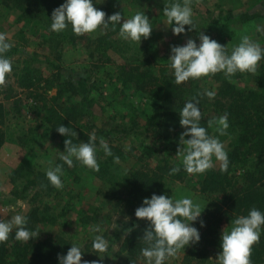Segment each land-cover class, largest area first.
I'll return each mask as SVG.
<instances>
[{
	"label": "trees",
	"instance_id": "1",
	"mask_svg": "<svg viewBox=\"0 0 264 264\" xmlns=\"http://www.w3.org/2000/svg\"><path fill=\"white\" fill-rule=\"evenodd\" d=\"M122 2L132 5L147 15L144 9L146 6L149 8L147 0H102V5L97 9L104 11L105 19H107L108 16L116 13ZM63 3L64 0H0V10L17 12L18 23L41 25V31L37 36L38 45L49 57H60L66 46L92 47L93 50L88 56L90 59L95 55H104L109 50L119 48L118 41H121V38L118 35V27L116 31H112L110 27L104 33L97 32L84 36L74 35L71 27L62 33L50 31L51 14ZM255 17H258V14L243 13L239 16V20L241 23H246ZM213 32H217V29L210 26L207 29V35H212ZM121 43L127 45L126 42ZM17 52V48L13 46L6 55L10 58ZM32 56L34 58L35 54ZM33 58L29 57L30 60H34ZM150 60L146 58L144 62L135 65L120 64L114 73H116V81L122 87L151 98L154 107L144 118V123L146 129L154 132L162 143L170 142L179 132L185 131L179 123V111L188 100L199 99L203 117L201 126L206 128L210 120L225 113L228 114L229 128L222 136L227 140L225 149L230 161L228 171H220L219 165L215 170L207 171L197 182L200 194L207 200L201 217L193 225L198 228L201 239L199 243L192 245L186 254L180 257L177 255L173 260L175 264H210V255H217V252L222 250L219 231L229 228L237 216L247 215L252 208L264 212V60L260 62L257 72L251 74L253 87L248 89H239L233 83L234 80L248 73H237L231 78L218 73L212 77L190 80L177 85L168 67L158 70L157 64L154 65ZM14 75L18 87L26 91L32 107H38L40 110L44 119L43 123L50 130L51 139L56 144L64 146L65 140L68 139L56 131L61 124L77 132L78 139L70 137L73 143L87 142L89 136L72 124V121L78 122L83 119L86 121L90 115L92 103L86 94L85 85L77 83L81 92L79 101L73 103L72 107H64L68 106L63 99L68 92L66 80L60 86L57 84L53 86V80L39 75L31 64L19 67L18 73ZM69 88H72L69 91L76 95L77 90L74 87ZM54 89L56 93L49 96V92ZM206 89L215 91V99L209 100L206 96H202ZM4 117L5 110L0 105V126L3 124ZM136 120L137 116L134 121ZM214 128L215 125L208 128L209 134L221 137L216 131L212 134ZM4 141V135L0 129V148ZM108 144L113 156L119 157L120 160L123 150L113 146L112 143ZM149 151H151L150 147L145 152L149 153ZM97 156L100 171L94 172L98 178L107 176L109 188L102 194L110 206V211L118 218H131L129 221L120 223L113 230H104V235L110 242L108 253L113 251L115 256L111 264H144V258L141 256V248L144 244L141 239L149 222L137 219L135 210L142 205L145 198H150L153 194H165L166 184L176 182L180 177L179 172L169 175L170 169L174 166L162 160H159L155 166L146 167L144 159L138 157L132 170L125 176L126 191L122 192L118 187L119 184L112 180L116 178V174L114 175L111 171V168L116 165L113 157H106L102 150H98ZM66 169L67 173L74 175L73 169L64 168V171ZM21 170L22 168L18 166L11 174V178L18 177ZM73 181L77 182L78 178L73 176ZM30 184L34 185L32 202L52 193H55L53 198L59 195V190L49 184L43 173H37ZM50 210V206L46 203L34 207L29 214L28 227L39 232L33 240L27 243L16 241L15 231H13L8 241L0 243V264H58V256L66 255L74 242L67 239L64 234H42V226L56 223L55 217L49 214ZM74 221H77L76 228L87 226L92 229V226L97 225L96 216L83 211ZM200 221H203V227ZM91 242L92 240L85 241L82 246V250L85 251L83 260L88 261L89 264L97 258L92 253ZM116 242H120V245L118 249L113 250ZM251 262L264 264V231L260 241L252 248Z\"/></svg>",
	"mask_w": 264,
	"mask_h": 264
},
{
	"label": "rangeland",
	"instance_id": "2",
	"mask_svg": "<svg viewBox=\"0 0 264 264\" xmlns=\"http://www.w3.org/2000/svg\"><path fill=\"white\" fill-rule=\"evenodd\" d=\"M147 1L149 8L146 6L144 9L154 28L150 37L142 39L140 44L121 39L118 41L117 50H109L104 55H95L91 59L88 56L93 48L81 45L64 47L58 58L47 56L38 45L37 36L41 31V25L18 23L17 12L0 10V32L6 33L10 42L18 50L10 57L13 62V72L6 76L5 84L0 86V105L5 110L3 124L0 126L5 140L0 148V219L6 220L13 215L10 207L17 200L23 201L26 205L25 209H17V211H22L27 217L34 207L47 203L51 208L49 214L55 217L56 223L42 226V234H64L67 239H71L74 244H79L81 247L84 246L85 241L92 240L95 235L89 229L90 227L76 228L77 221L74 220L82 211L94 214L97 225H101L100 227L104 230H113L120 223L131 219L118 218L110 211V206L102 194L109 188L107 176L98 178L94 171L78 163L69 168L74 170V175L67 173V169L64 171V177H62L64 187L59 190L58 196L53 198L55 193H52L34 202L31 201L34 185L30 182L34 180L37 173L45 174L50 167L63 163L60 155L65 150V145L56 144L51 139V132L44 125L40 110L38 107H32L26 91L17 85L14 74L18 73V68L25 64L28 66L31 64L44 78L52 79L53 86L56 84L60 86L66 80L68 92L63 99L68 106L64 107H72L73 103L79 101L81 92L77 83L85 85L86 94L92 103L90 115L86 121L85 119L78 122L72 121V124L87 136L95 131L97 142L100 138H104L108 143L123 150L119 163L111 168L113 174H116V178L112 180L119 184L120 191H126L125 176L132 170L138 157L144 159L146 167L155 166L159 160L166 161L170 166L179 167L181 170L176 182L166 184L165 195L169 197L173 195L177 199L192 198L200 204L203 212L207 200L200 194L197 182L205 173L192 176L183 170L181 157L178 154L180 135L183 132H179L170 142L162 143L154 132L146 129L144 123V118L154 107L151 98L122 87L116 81L114 72L120 64L135 65L144 62L146 58H150L154 65L157 64L158 70L168 67L170 72L168 59L171 55V47L182 46L189 38L199 44L200 33L207 35V29L210 26H214L217 32L208 36L225 46L228 52L244 36H249L264 46V32L257 31L258 26L264 28V0H192L195 29L187 31L189 26H185L187 35L180 36L173 35L171 26L166 23V17L163 15V8L175 0ZM93 4L97 8L102 5V0H93ZM137 11L140 10L122 2L116 13H120L122 18L125 15L127 19ZM243 13L258 14V17L241 23L239 16ZM121 42H126L127 45ZM33 54H35L34 58ZM30 56L34 60H30ZM233 83L239 89L253 87L249 73L234 80ZM69 87L77 90L76 95L69 91L72 89ZM55 93L56 89L50 91L49 96ZM136 116L137 122L134 121ZM215 129L216 126L212 134L216 131ZM219 139L226 145V139L222 136ZM148 147L151 151L146 153ZM213 161L215 170L220 164L215 161V157ZM18 166L22 168L21 172L18 177H14L15 179L11 178V174ZM64 168H68L67 165ZM73 176L78 178L77 182L73 181ZM231 226L225 230H230ZM222 232L219 231L220 239ZM119 243H115L113 250L118 249ZM191 246L180 251L179 257L186 254ZM221 251L217 252V255H210V264H213L212 260H215ZM107 255L102 264H111L114 261L113 251ZM98 259L97 257L93 261ZM173 260L174 258H170L168 264H175Z\"/></svg>",
	"mask_w": 264,
	"mask_h": 264
},
{
	"label": "clouds",
	"instance_id": "3",
	"mask_svg": "<svg viewBox=\"0 0 264 264\" xmlns=\"http://www.w3.org/2000/svg\"><path fill=\"white\" fill-rule=\"evenodd\" d=\"M166 23L171 26L173 35H187V31L195 29L192 0H175L163 8ZM106 13L94 7L93 0H64V3L53 10L51 14L50 31L62 33L71 27L76 36L104 33L111 27L119 37L132 43H141L148 39L153 31L152 23L145 12L137 11L129 18L122 19L120 13H114L105 19ZM257 31L264 32V28L257 27ZM13 44L6 33L0 32V86L6 82V76L13 72V62L6 55ZM264 60V46L249 36L241 38L230 52L216 40L200 33L199 44L191 38L182 46H172L169 68L177 85L190 80H200L222 73L231 78L237 73L255 74L260 62ZM202 96L209 100L215 99L213 90H205ZM179 123L185 131L180 135L178 154L181 157L183 170L192 176L201 175L215 167V161L220 164V171L227 172L229 156L224 143L218 136L210 135L208 128L216 126L220 136L226 134L229 128L228 114L210 120L208 127L201 126L203 119L199 107V99L193 98L185 102L179 111ZM65 140V150L61 152L62 164L50 167L45 175L49 184L57 190L64 187L62 177L64 166L72 168L80 164L92 171H100L98 150H102L106 157H113L114 163H119V157L113 156L108 142L100 138L97 142L95 131L89 134L87 142L73 143L70 137L78 139L77 132L69 126L61 124L56 128ZM181 169L172 167L169 175L177 174ZM23 201L17 200L10 207L13 215L9 219H0V243L9 240L15 231V240L27 243L36 238L39 232L28 227L29 219L22 211L25 209ZM201 206L194 199L188 197L175 198L161 194H153L145 198L142 205L135 210V217L149 222L141 241V256L144 264H168L170 258L177 257L186 247L199 243L201 236L194 222L201 217ZM203 227V221H200ZM95 233L92 239V253L99 259L91 264H102L108 256L110 242L104 235V229L99 225L92 226ZM264 231V212L252 208L247 215H240L232 222L230 230H223L218 254L213 264H252L251 253L255 244L260 241ZM85 251L79 244L71 245L66 255L58 256V264H89L83 260ZM211 260V259H210Z\"/></svg>",
	"mask_w": 264,
	"mask_h": 264
}]
</instances>
